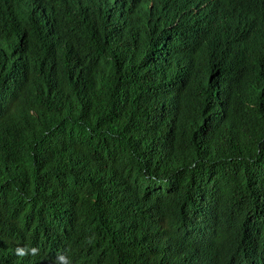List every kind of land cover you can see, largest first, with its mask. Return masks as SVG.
<instances>
[{"label":"trees","instance_id":"1","mask_svg":"<svg viewBox=\"0 0 264 264\" xmlns=\"http://www.w3.org/2000/svg\"><path fill=\"white\" fill-rule=\"evenodd\" d=\"M205 3L158 16L209 40ZM134 47L35 43L15 76L0 54V264H264V54L203 41L140 68ZM174 64L180 81L155 84ZM198 200L217 209L205 252L184 244L211 222Z\"/></svg>","mask_w":264,"mask_h":264},{"label":"clouds","instance_id":"2","mask_svg":"<svg viewBox=\"0 0 264 264\" xmlns=\"http://www.w3.org/2000/svg\"><path fill=\"white\" fill-rule=\"evenodd\" d=\"M208 6L206 0H195ZM172 0H0V23L6 25L7 38L0 31V54L10 59L9 70L15 74L28 72L32 61L28 47L39 43L59 49L75 37L90 41L109 37H124L135 43L131 57L136 66L162 65L178 47H189L203 41L210 44L214 55L231 59L256 49L264 54V0H220V6L210 16V39L203 34H191L177 22L161 19ZM97 15L102 23L94 19ZM182 67L174 64L157 78L172 85L182 78ZM264 98V88L262 89ZM232 104L230 113L239 109ZM264 121V104L260 106ZM198 217L211 220L202 228L201 237L184 241L196 252L211 248L210 226L217 209L207 200L195 203ZM190 236L191 231L188 232ZM64 264H73L58 256ZM79 264V263H78Z\"/></svg>","mask_w":264,"mask_h":264},{"label":"rangeland","instance_id":"3","mask_svg":"<svg viewBox=\"0 0 264 264\" xmlns=\"http://www.w3.org/2000/svg\"><path fill=\"white\" fill-rule=\"evenodd\" d=\"M95 20H97L99 23H102L101 19H99V17L97 15L93 16Z\"/></svg>","mask_w":264,"mask_h":264}]
</instances>
